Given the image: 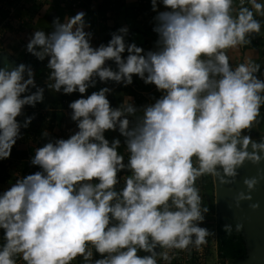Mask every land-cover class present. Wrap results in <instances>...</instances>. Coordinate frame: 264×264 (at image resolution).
<instances>
[{"label": "clouds", "instance_id": "obj_1", "mask_svg": "<svg viewBox=\"0 0 264 264\" xmlns=\"http://www.w3.org/2000/svg\"><path fill=\"white\" fill-rule=\"evenodd\" d=\"M247 3L251 8L238 0L232 15L233 0H159L163 11H157L158 0H150L157 39L149 51L125 42L127 27L93 48L84 12L63 22L54 18L48 34L32 32L25 51L38 61L47 57L51 83L45 87L80 94L68 104L77 131L36 148L30 164L40 171L0 192V264H16L17 255L24 264H71L77 256L85 264H157L158 255L170 259L157 247L200 250L207 243L212 233L199 225L208 208L201 205L196 179L207 174L231 183L226 178H234L243 162L264 160V137L257 142L246 134L264 105L260 65L246 61L233 68L226 54L260 32L254 12L264 16V3ZM133 76L154 85L160 96L140 108L131 127L128 117L138 109L130 96L113 108L109 87L83 95L97 79L127 86ZM43 92L30 65L0 67V160L33 119L19 122L22 108L42 102ZM107 131L124 138L126 163L117 151L121 141L110 143ZM125 170L117 190V173ZM257 182L243 180L249 193ZM242 200L251 195L238 192L234 205ZM241 227L225 223L223 231ZM93 250L100 258L93 259Z\"/></svg>", "mask_w": 264, "mask_h": 264}, {"label": "crops", "instance_id": "obj_2", "mask_svg": "<svg viewBox=\"0 0 264 264\" xmlns=\"http://www.w3.org/2000/svg\"><path fill=\"white\" fill-rule=\"evenodd\" d=\"M141 1L82 0L79 6L72 8L70 7L69 0H0V35L4 36V42L2 40L3 36L1 38L3 43L0 47V53H5L10 56L17 64L24 63L30 65L34 73L35 84L44 88L43 101L34 107L24 106L22 108V115L16 118L22 123L25 117H33L27 128L20 129L19 138L13 145L15 148L25 150L27 154L25 161L11 158L4 163L5 172L3 177L5 178L3 182H0V192L7 189L18 177L22 178L40 171L38 166L30 164V158L34 155L36 148L42 147L48 140H52L55 135H62L63 129H71V134L77 131L75 122L70 119L71 110L68 108V104L79 98L80 94L73 92L70 95H66V102L60 101L59 92L51 91L45 87L51 81L47 83L43 81L44 70L48 69L46 67L47 57L44 61H38L31 54H25L23 44L26 45L34 31H43L45 34L53 31V25L51 23L54 18H59L63 22L65 16L71 17L78 12H84V20L89 25L85 31L92 33L90 44L93 48L101 43L106 45V41L104 42L103 40L111 37V33L115 32L117 28L127 27L128 34L125 36L126 43H135L136 46L141 47L144 51L155 50L154 42L157 39V35L152 31L154 26L152 18L156 13L151 10L150 0H143L145 9H143V12H140L138 8L142 5ZM258 2L264 3V0H258ZM45 6L47 7L45 8ZM119 6L128 9L127 14L125 11L116 10ZM243 6L251 8L247 0H245ZM238 7V0H233L232 15H235ZM130 9L131 11L135 9L134 13L136 15L143 13L144 16H142L143 18L141 20L139 19V23L132 18ZM163 10L165 9L159 4L158 0L157 11ZM254 18L261 23L259 34L246 37L250 41L249 43L226 50L229 64L233 68L246 61L264 66V16L256 15L254 12ZM124 55H127V53L122 54V56ZM106 64L115 70L113 62L106 61ZM263 69H260L256 75L259 76ZM101 87H109L112 89L110 93L106 94L110 107L115 108L119 106L125 96L131 97L130 103L138 111L132 117H128L130 121L129 127L135 122L137 116L142 115L140 108L146 104L153 103L160 96V93L156 91L154 85H145L136 76H133L132 83L127 86L115 84L111 81L103 84L97 79L96 86L88 88L83 95L86 97L92 92L98 91ZM261 116L262 113L260 112V119ZM262 129L264 128L262 127ZM45 130L49 133L48 137L41 135ZM104 136L110 143L113 138L121 141V146L117 151L124 156L126 163L128 153L124 151V138L116 131H107L104 133ZM125 172L127 171L125 170ZM3 242V230H0V245ZM93 254H95V259L100 258L94 250ZM15 260L16 264H24L19 255L15 257ZM71 264H85V262L80 256H77Z\"/></svg>", "mask_w": 264, "mask_h": 264}, {"label": "water", "instance_id": "obj_3", "mask_svg": "<svg viewBox=\"0 0 264 264\" xmlns=\"http://www.w3.org/2000/svg\"><path fill=\"white\" fill-rule=\"evenodd\" d=\"M5 63L9 65V70L17 65L13 58L0 53V67ZM262 137L264 136L252 138L259 142ZM236 173L234 178H226L232 180L227 184H221L217 177L212 176L217 220L233 225L239 223L242 226L239 231L243 236L246 256L235 264H264V160L255 165L245 161L236 169ZM253 177H256L258 182L249 193L243 180ZM238 192L251 195V200H242L239 207H236L234 197ZM251 203L259 206L253 210L249 207ZM154 251H157V248Z\"/></svg>", "mask_w": 264, "mask_h": 264}, {"label": "built area", "instance_id": "obj_4", "mask_svg": "<svg viewBox=\"0 0 264 264\" xmlns=\"http://www.w3.org/2000/svg\"><path fill=\"white\" fill-rule=\"evenodd\" d=\"M70 1V7L76 8L82 3V0H69ZM49 33V32H48ZM47 33V34H48ZM3 40V39H2ZM1 41V39H0ZM2 41L0 42V47L2 45ZM25 54H29L25 51ZM49 69L44 70L43 74V81L47 83L49 80L47 79L49 74ZM60 94V101L66 102L67 97L66 94H62V92H59ZM62 135H55L53 139H67L71 134V129H63ZM124 151L127 153L126 148ZM194 166H196V163ZM128 175L127 172L122 171L117 173V176L119 178V183L116 185L117 190H119L123 186L124 177ZM203 177H198L195 181V187L198 189L199 195L201 197V205L202 207H207L208 212L204 216V221L199 225L201 227L206 228L209 230V232L212 233L211 236L207 237V243L202 245L200 250H197L193 246L189 245L188 249L185 250H179V249H159L157 247L156 252H163L168 251V255L170 259L168 261L162 260L159 255L156 257L157 264H207V259H210L213 257V264H231V259L222 257L220 255V250L218 248V231H217V212L216 207L214 205L213 199L212 201L207 196L205 190H204V184H203ZM144 255H147L146 252H143ZM138 254V253H137ZM93 259H95V254H93Z\"/></svg>", "mask_w": 264, "mask_h": 264}, {"label": "trees", "instance_id": "obj_5", "mask_svg": "<svg viewBox=\"0 0 264 264\" xmlns=\"http://www.w3.org/2000/svg\"><path fill=\"white\" fill-rule=\"evenodd\" d=\"M141 2H142V5L138 9L140 12H143V9H145V3L143 2V0ZM116 10H122V11H125V13L128 12V9H125L124 7H121V6H119V8ZM134 10L132 9V11H131V9H130L131 15L133 16L132 18H134V20L138 22L139 19L141 20L143 18L142 16H144V15H143V13L141 15L140 14L136 15L134 13ZM117 29H119V28H117ZM110 38L111 37L105 38L103 41L104 42L106 41V44H107V42ZM39 87H40V85H39ZM31 90L35 91V89H31ZM150 103H151V101H150ZM37 105H38V103L35 106H37ZM260 112L262 113V116H261V119L258 123L257 130H255V131H252L253 129L246 130V134L250 135L251 137L264 136V129H262V127L264 128V105L261 106ZM26 154L27 153L25 150L20 149V148H15V146L12 147L9 157L7 159L0 160V182H3V180L5 178V177H3V174L5 172L4 163L11 158L20 159V160L25 161ZM212 199H213V196H212ZM225 223H227V222L219 221L217 224L218 248L220 250V255L222 257L231 259L232 261L243 259L246 256V249H245V244L243 241V236L240 233V231H236L235 228H233V231L231 233L224 232L223 231V225ZM138 255L144 256V253L138 252Z\"/></svg>", "mask_w": 264, "mask_h": 264}, {"label": "rangeland", "instance_id": "obj_6", "mask_svg": "<svg viewBox=\"0 0 264 264\" xmlns=\"http://www.w3.org/2000/svg\"><path fill=\"white\" fill-rule=\"evenodd\" d=\"M3 35H0V39L2 38ZM3 42H4V36H3ZM24 49H25V44H23ZM264 66H260V69H263ZM258 78L264 79V69L261 70L259 76H257ZM260 121V118L258 116L257 121L253 123V127L251 129H253L252 131H255V129L257 128L258 122ZM257 137V136H256ZM194 158V159H193ZM193 163H196V158L193 157ZM195 164H193L194 166ZM197 166V164H196ZM194 166V167H196ZM201 177H203V184H204V190L207 194V196L209 197V199L212 201V196L214 193V188H213V178L212 175H202ZM213 202H214V197H213ZM215 205V204H214ZM236 261H231V264H235ZM207 264H213V257H211L210 259H207Z\"/></svg>", "mask_w": 264, "mask_h": 264}, {"label": "flooded vegetation", "instance_id": "obj_7", "mask_svg": "<svg viewBox=\"0 0 264 264\" xmlns=\"http://www.w3.org/2000/svg\"><path fill=\"white\" fill-rule=\"evenodd\" d=\"M236 261H238V260H236Z\"/></svg>", "mask_w": 264, "mask_h": 264}]
</instances>
